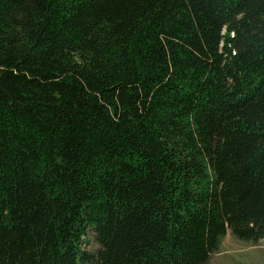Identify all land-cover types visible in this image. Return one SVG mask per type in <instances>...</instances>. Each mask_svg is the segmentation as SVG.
Here are the masks:
<instances>
[{
  "label": "trees",
  "instance_id": "1",
  "mask_svg": "<svg viewBox=\"0 0 264 264\" xmlns=\"http://www.w3.org/2000/svg\"><path fill=\"white\" fill-rule=\"evenodd\" d=\"M228 231L264 238V0H0V264H205Z\"/></svg>",
  "mask_w": 264,
  "mask_h": 264
},
{
  "label": "rangeland",
  "instance_id": "2",
  "mask_svg": "<svg viewBox=\"0 0 264 264\" xmlns=\"http://www.w3.org/2000/svg\"><path fill=\"white\" fill-rule=\"evenodd\" d=\"M84 247L87 250L97 247L91 232L87 235ZM205 264H264V238L252 243L239 240L228 231Z\"/></svg>",
  "mask_w": 264,
  "mask_h": 264
}]
</instances>
